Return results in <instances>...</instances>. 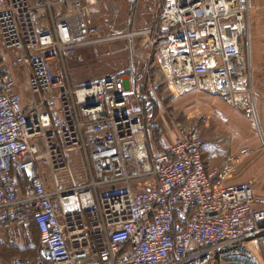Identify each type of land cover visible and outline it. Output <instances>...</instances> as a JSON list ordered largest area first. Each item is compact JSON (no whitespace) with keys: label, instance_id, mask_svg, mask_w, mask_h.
<instances>
[{"label":"built area","instance_id":"1","mask_svg":"<svg viewBox=\"0 0 264 264\" xmlns=\"http://www.w3.org/2000/svg\"><path fill=\"white\" fill-rule=\"evenodd\" d=\"M99 3L0 0V243L21 248L31 221L47 260L37 264H217L264 236L253 181L227 183L252 150L209 170L202 117L170 122L163 107L202 90L256 114L253 1L162 0L151 26L94 37ZM117 38L143 40L141 69L74 85L68 60ZM71 150L84 161L77 184Z\"/></svg>","mask_w":264,"mask_h":264},{"label":"rangeland","instance_id":"2","mask_svg":"<svg viewBox=\"0 0 264 264\" xmlns=\"http://www.w3.org/2000/svg\"><path fill=\"white\" fill-rule=\"evenodd\" d=\"M138 1L140 0H100L99 11L94 14L93 24L91 25L93 36L116 35L128 32L132 20L134 19L135 21L136 2ZM252 1L250 38L255 28H257L259 20L261 19V23L264 22V16L259 15V13H262L261 10H264V0ZM37 18L40 26L43 27L47 21V14L44 8L38 11ZM143 45V40L135 39L133 45V42L128 38H117L82 48L80 50L82 60H68V69L72 83L77 86H83L105 80L119 73L128 72L133 68L134 64L135 67L141 69L142 63L138 61L134 63V57L143 53ZM208 96L211 98L216 95L200 90L183 96H172L163 107L164 113L170 122L174 121V119L186 120L188 114L199 115L202 117L201 126L204 131L203 133L208 132ZM221 99L228 105H231L226 99ZM159 123L162 125V120ZM154 139L155 142H158L156 138ZM205 140L207 141L206 144H208L207 136ZM159 141L161 144L170 143L171 137L168 134H164L163 137H160ZM70 158L72 165L70 183L77 184L80 182L79 174L84 175L85 173L84 161L78 150H71ZM85 179L86 176L84 175ZM116 189V186L110 185L104 188L103 192H113ZM18 235L23 250L20 251L13 244L0 243V264H34L38 261L41 248L34 223L31 221L27 222L24 228L18 231ZM17 257L20 259L17 260ZM260 263H264V246L261 247L260 252L257 245L227 249L219 255L217 261V264Z\"/></svg>","mask_w":264,"mask_h":264},{"label":"crops","instance_id":"3","mask_svg":"<svg viewBox=\"0 0 264 264\" xmlns=\"http://www.w3.org/2000/svg\"><path fill=\"white\" fill-rule=\"evenodd\" d=\"M161 4L162 0L138 1L136 28L141 30L151 26L161 10ZM261 11L259 15L264 16V10ZM251 55L257 90L255 117L241 113L219 97L208 96V132L204 133L208 137V144L205 146V155L211 156L207 165L209 170H213L222 167L226 153L244 147L251 149V154L238 164L227 183L241 184L252 180L256 196L264 197V22L261 23V19L251 34ZM159 128L163 137L167 129H163L162 125ZM255 245L261 252L264 236L248 243L247 247Z\"/></svg>","mask_w":264,"mask_h":264},{"label":"trees","instance_id":"4","mask_svg":"<svg viewBox=\"0 0 264 264\" xmlns=\"http://www.w3.org/2000/svg\"><path fill=\"white\" fill-rule=\"evenodd\" d=\"M159 126H160V123L158 122V125H155V126H153V137L154 138H156V141H158V142H156L159 146H162L161 145V143H160V137H162V132H161V130H160V128H159ZM36 227V226H35ZM38 236H39V234H38ZM39 246H41V244H40V238H39ZM41 248V247H40ZM13 249H14V247H13ZM20 251L21 250H23V248L21 247V248H18ZM42 250V249H41ZM40 250V252H39V259H38V261H43L44 263H46L47 262V260H46V255H44L43 254V252ZM12 258H13V256H12ZM20 258L19 257H17V260H19ZM38 261H36L34 264H37V262Z\"/></svg>","mask_w":264,"mask_h":264},{"label":"water","instance_id":"5","mask_svg":"<svg viewBox=\"0 0 264 264\" xmlns=\"http://www.w3.org/2000/svg\"><path fill=\"white\" fill-rule=\"evenodd\" d=\"M89 85V84H88Z\"/></svg>","mask_w":264,"mask_h":264}]
</instances>
